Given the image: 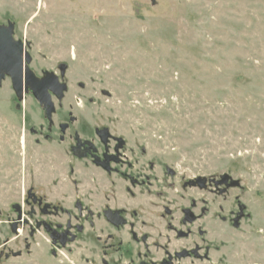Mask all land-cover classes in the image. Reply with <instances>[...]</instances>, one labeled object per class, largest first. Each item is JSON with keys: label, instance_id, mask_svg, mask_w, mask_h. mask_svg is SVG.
I'll use <instances>...</instances> for the list:
<instances>
[{"label": "rangeland", "instance_id": "374dc122", "mask_svg": "<svg viewBox=\"0 0 264 264\" xmlns=\"http://www.w3.org/2000/svg\"><path fill=\"white\" fill-rule=\"evenodd\" d=\"M9 20L15 36L29 43L38 76L43 68L68 65L62 111L77 102L73 113L85 124H107L125 136L133 166L163 179L176 208L190 200L200 211L207 203L200 224L208 231L209 257L189 264H264V0H0V24ZM54 146L43 145L37 98L27 90L19 100L6 77L0 84V264L101 263L93 258L88 227L61 246L37 227L39 207L29 214V189L43 198L44 188L59 204H72L70 157L62 151L49 157ZM226 173L240 185L222 195L213 185L183 186ZM83 178L87 195L89 178ZM240 205L239 226L223 220ZM67 220L65 214L56 219L63 227Z\"/></svg>", "mask_w": 264, "mask_h": 264}, {"label": "flooded vegetation", "instance_id": "af4514ba", "mask_svg": "<svg viewBox=\"0 0 264 264\" xmlns=\"http://www.w3.org/2000/svg\"><path fill=\"white\" fill-rule=\"evenodd\" d=\"M11 22L0 25L9 26ZM13 24L15 39L22 40L24 50L29 51V43L15 36ZM31 61L32 55L30 61L24 58V70L31 69ZM67 69L68 65L63 62L52 69L43 68L41 76L31 69L38 77H43V86H47L53 103L49 115L50 104L46 101L41 104L37 99L43 108V145H55L48 150L49 157L60 155L61 151L70 157L68 167L73 183L71 206L59 204V197L49 196L44 188L43 198L28 190L27 199L32 205L29 214L37 213L35 206L43 213V220L36 221L37 227L43 226L52 242L61 246L81 238L88 227L89 242L95 250L93 258L100 264H189L205 261L210 253L206 246L208 231L200 223L206 217L207 203L200 207V211L196 209V202L190 200L176 208L174 192L163 179L146 174L143 166H133L125 136L113 132L107 124H85V120L73 113L77 102H69L67 110L62 111L68 91ZM58 83L67 86L62 97L53 90ZM164 171L168 175H176L170 166H165ZM83 176L89 178L87 195L81 190ZM221 178L208 180L198 176L185 180L183 186L206 190L213 185L214 192L220 195L236 187L231 185V178L218 183ZM15 209L21 213L20 205H15ZM239 210L232 217L223 216V220L239 226L244 207L240 205ZM62 214L68 218L64 227L56 221ZM169 216L173 219L166 220ZM154 232L158 237L152 236ZM153 247L158 252L154 253Z\"/></svg>", "mask_w": 264, "mask_h": 264}, {"label": "water", "instance_id": "95a60500", "mask_svg": "<svg viewBox=\"0 0 264 264\" xmlns=\"http://www.w3.org/2000/svg\"><path fill=\"white\" fill-rule=\"evenodd\" d=\"M13 27V22L9 26L0 25V84L6 77H10L13 89L19 100L24 99L25 92L30 88L33 95L41 104H43V101L50 104L48 114L51 115L53 103L51 102L49 91L46 88L47 86H43V77H38L31 69L24 70V58L26 57L27 61H30L31 55L29 51L24 50V42L15 39ZM66 88V84L58 83L57 88H53V90L62 97ZM103 93L110 95L108 90H103ZM230 178L233 180L232 186L240 185L238 180L233 179L227 173L222 175L218 183L227 182ZM15 229L16 225L14 224Z\"/></svg>", "mask_w": 264, "mask_h": 264}]
</instances>
